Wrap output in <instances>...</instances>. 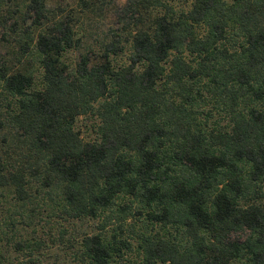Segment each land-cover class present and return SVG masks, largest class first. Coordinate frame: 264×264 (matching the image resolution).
I'll use <instances>...</instances> for the list:
<instances>
[{"label":"trees","instance_id":"obj_1","mask_svg":"<svg viewBox=\"0 0 264 264\" xmlns=\"http://www.w3.org/2000/svg\"><path fill=\"white\" fill-rule=\"evenodd\" d=\"M2 42L0 264H264V0H0Z\"/></svg>","mask_w":264,"mask_h":264},{"label":"rangeland","instance_id":"obj_2","mask_svg":"<svg viewBox=\"0 0 264 264\" xmlns=\"http://www.w3.org/2000/svg\"><path fill=\"white\" fill-rule=\"evenodd\" d=\"M47 1H48V7L54 9L58 4H62V5L67 4L68 6H72L73 4H75L77 0H47ZM111 1L115 7H123L127 2V0H111ZM112 13H113L112 11L107 12L106 18L103 17V19L100 20L98 18L94 20L92 16L90 17L91 19L94 20V24H95L94 28H96V34L104 33L109 27L113 26V20H111ZM5 51L6 49L4 47V43L2 42L0 43V57H3L5 55ZM69 59L72 62L76 61L77 54L76 53L70 54ZM91 125H92V121L90 120L80 119V121L78 122V127L81 131L82 138L85 141L94 138V133L92 132ZM47 230L48 228L46 227L43 231L46 233ZM44 263L46 264V262Z\"/></svg>","mask_w":264,"mask_h":264}]
</instances>
